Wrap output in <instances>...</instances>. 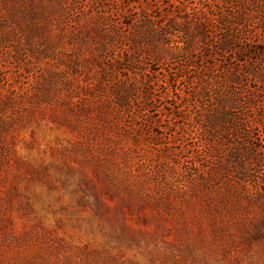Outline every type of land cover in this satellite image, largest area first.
Wrapping results in <instances>:
<instances>
[{
  "label": "rangeland",
  "instance_id": "1",
  "mask_svg": "<svg viewBox=\"0 0 264 264\" xmlns=\"http://www.w3.org/2000/svg\"><path fill=\"white\" fill-rule=\"evenodd\" d=\"M0 264H264V0H0Z\"/></svg>",
  "mask_w": 264,
  "mask_h": 264
},
{
  "label": "trees",
  "instance_id": "2",
  "mask_svg": "<svg viewBox=\"0 0 264 264\" xmlns=\"http://www.w3.org/2000/svg\"><path fill=\"white\" fill-rule=\"evenodd\" d=\"M230 116V114H228V117Z\"/></svg>",
  "mask_w": 264,
  "mask_h": 264
}]
</instances>
